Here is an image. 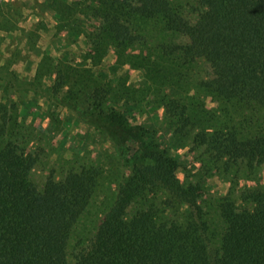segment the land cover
<instances>
[{
	"label": "trees",
	"instance_id": "obj_1",
	"mask_svg": "<svg viewBox=\"0 0 264 264\" xmlns=\"http://www.w3.org/2000/svg\"><path fill=\"white\" fill-rule=\"evenodd\" d=\"M78 1L53 0L52 12L61 27L55 32L66 28L74 43L83 49L92 46L99 62L91 79L106 80L110 105L125 99L135 109L167 106L166 122L175 128L170 144L177 148L192 142L201 151L199 159L205 157L200 181L187 188L173 177L186 170L171 155L150 151L143 164H134L126 194L133 204L102 264H264L262 184L237 186L233 195L219 197L213 212L182 211L184 231L175 239L161 213L147 207L154 197L195 207L192 195L210 187L208 177L224 170L246 175L264 164V0ZM5 5L0 4V33L22 32L19 24L7 22L20 11L11 12L12 3ZM72 7L78 9L71 15ZM182 37L190 42H179ZM25 38L29 47L36 42ZM111 51L115 65L141 73L139 82L127 85L119 71L110 73L102 65ZM44 53L39 65L48 73L59 59ZM207 67L211 72L204 84ZM2 68L0 95L6 104L0 105V264H70L100 215L116 208L120 199L104 188L106 168L97 172L91 160L72 176L68 170L60 183L36 185L30 180L33 157L28 149L41 135L32 133L26 106L13 88L18 76ZM84 83L75 74L70 90L81 96ZM13 93L16 102L10 100ZM96 94L94 88L93 108ZM53 129L64 132L56 124ZM144 132L152 138L157 129Z\"/></svg>",
	"mask_w": 264,
	"mask_h": 264
},
{
	"label": "rangeland",
	"instance_id": "obj_2",
	"mask_svg": "<svg viewBox=\"0 0 264 264\" xmlns=\"http://www.w3.org/2000/svg\"><path fill=\"white\" fill-rule=\"evenodd\" d=\"M7 3L14 5L9 8L11 12L20 11L11 13L7 22L19 24L23 30L11 35L0 33V70L5 71L2 67L7 66L18 76L20 81L13 88L17 89L19 100L26 106L32 133L39 132L41 135H37V140L29 145L28 150L33 157L29 178L36 185L48 181L51 184L60 183L67 177L68 170L72 171L69 174L72 176L89 160L95 163L97 172L106 168L104 181L106 178L109 181L104 188L114 194L113 199L119 198L120 201L116 208L105 209L99 222L87 232V240L81 245L80 252L69 261L70 264H102L113 243L115 231L123 225V218L133 204L132 198L126 197V194L135 174L134 164H143V155L150 151L171 155L186 170L184 173H173V177H177L180 184L187 188L200 181L205 157L199 159L201 151L193 148L192 142L177 148L170 144L175 128H170L166 122L170 110L167 106L135 109L125 99H120L114 107L110 105L108 87L104 86L106 80L97 83L91 79V72L99 62L92 46L84 42L86 48L83 49V45L74 43L66 28L61 33L55 32L61 27L52 12L53 0H0L2 7ZM77 9L72 7L71 15ZM25 37H29L32 42L35 40V44L32 46L30 43L29 47L24 43ZM182 38L178 41L190 42L188 37ZM44 52L59 59L58 65L52 67L55 72L46 73L47 68L40 67ZM114 56L112 51L109 52L103 58L102 65L110 73L111 70L119 71L121 80L126 81L127 85L139 82L141 73L129 65L119 62L115 65ZM206 70L204 84H208L207 75L211 72L208 67ZM36 72L42 73V78L41 75L35 77ZM75 74L79 80H85L81 96L77 94V89L70 90V80ZM90 80L95 84L91 85ZM94 88L99 95L93 98L97 100L93 108L91 103L94 100H91L90 94ZM15 95L13 93L10 96L13 102L18 100ZM1 98L0 95V105H5L6 102H2ZM208 106H211L210 103ZM55 124L64 132L57 133L53 129ZM149 127L157 129L152 138V133L144 132V128L149 130ZM164 130L170 131V136ZM42 134L46 135L42 137ZM16 144L21 146L18 141ZM258 169L246 175L224 170L217 177H208L207 184L210 187L192 195L193 201L197 203L195 207H179L177 202L171 203L157 197L152 198L147 207L161 213V218L169 228V236L175 239L179 232L184 231L182 211L188 214H205L208 210L213 212L219 197L233 195L237 186L264 185V164ZM98 181H101L100 176Z\"/></svg>",
	"mask_w": 264,
	"mask_h": 264
}]
</instances>
